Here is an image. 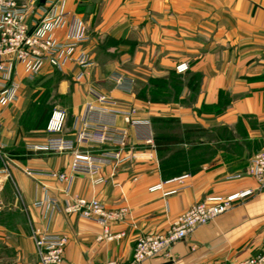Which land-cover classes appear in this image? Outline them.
Masks as SVG:
<instances>
[{
  "label": "crops",
  "instance_id": "obj_1",
  "mask_svg": "<svg viewBox=\"0 0 264 264\" xmlns=\"http://www.w3.org/2000/svg\"><path fill=\"white\" fill-rule=\"evenodd\" d=\"M62 9L83 22V49L93 64L79 81L72 65L57 70L45 63L32 80L23 65L14 66L16 98L0 101V148L11 164L10 178L0 173V264L36 260L30 224L66 238L67 264H127L138 237L166 231L182 212L208 196L246 189L253 195L174 244L169 260L159 257L143 264H239L259 254L264 190H258L246 169L251 156L264 148V0H65ZM37 12L31 10L29 25ZM66 30L67 25L53 34L61 39ZM183 63L188 70L177 73L176 66ZM55 74L62 80L61 94L70 97L57 136L75 137L85 105H97L89 94L93 90L111 97L121 110L134 107L137 119L150 122L153 145H136V159L104 166L102 184L93 183L94 176L75 175L65 193V183L50 174L68 173L71 154L29 149L53 135L46 125L26 128L18 122L26 109L25 86ZM115 77L130 84L126 91L116 86ZM172 79L179 81L177 92ZM69 80H74L71 85ZM151 81L166 83L162 99H151L149 92L139 95ZM114 120L117 127H126L122 117ZM165 134L177 141L164 156L184 151L197 162L169 179L160 172L163 145L154 139ZM128 135L136 143L130 128ZM1 167L0 157V172ZM27 170L33 174L28 176ZM182 176L187 177L177 179ZM156 184H162L161 190L149 192ZM71 195L97 199L107 210L125 208L124 219L107 226L110 234L122 236L99 241L100 224L35 206L54 198L62 208Z\"/></svg>",
  "mask_w": 264,
  "mask_h": 264
},
{
  "label": "built area",
  "instance_id": "obj_2",
  "mask_svg": "<svg viewBox=\"0 0 264 264\" xmlns=\"http://www.w3.org/2000/svg\"><path fill=\"white\" fill-rule=\"evenodd\" d=\"M65 0H28L18 3L17 0H0V101H13L17 95L18 84L13 81V71L16 64L24 67L27 79L36 78L45 63L57 70H63L68 65L78 69L76 81L81 80L85 71L92 66L91 58L83 49L87 35L83 22L74 14L65 12L62 5ZM38 10L34 25L27 22L31 10ZM67 25V30L61 39L53 34L54 30ZM177 73L188 70L183 63L175 68ZM119 89L127 90V83L122 78H113ZM90 96L97 105H85L80 120V127L73 139L61 136L67 114L62 109L52 111L45 130L53 135L43 144L29 146V149L50 154H71L68 173H51L50 176L65 183V193H69L71 181L75 175L94 176L93 183H104L99 173L104 166L114 163L123 164L136 159L139 151L136 145H153V132L148 120L135 117L134 107L121 110L111 97L90 90ZM122 117L125 128L115 125V118ZM128 128L134 132L136 143L129 141ZM2 159L1 174L10 178L11 164L0 148ZM28 176L33 173L25 171ZM246 174L254 179L258 190H264V148L255 152L246 169ZM182 176L177 179H183ZM238 177V176H234ZM162 184L149 188V192L159 191ZM253 195L246 189L226 196H208L203 201L190 206L182 212L175 222L164 232L149 233L137 238L131 260L127 264H143L155 258L170 259L171 247L190 236L196 228L205 226L218 216L227 213L235 202ZM36 207L60 209L66 215H76L93 221L103 227V234L97 240H112L122 236V233L112 235L107 226L111 222H119L127 214L125 208L107 210L97 199H87L71 195L68 203L58 208L57 200L46 198L35 203ZM2 203L0 202V211ZM30 236L33 241L36 260L30 264H67L64 260L66 238L50 235L40 231L30 224ZM29 264V263H20ZM103 264H119L108 260ZM214 264H225L216 262ZM239 264H264V235L262 249L259 254L248 258Z\"/></svg>",
  "mask_w": 264,
  "mask_h": 264
},
{
  "label": "rangeland",
  "instance_id": "obj_3",
  "mask_svg": "<svg viewBox=\"0 0 264 264\" xmlns=\"http://www.w3.org/2000/svg\"><path fill=\"white\" fill-rule=\"evenodd\" d=\"M73 81L69 80V85H71ZM61 83V78H59L58 74H55L46 79L36 80L33 86H25L24 106H26V109L24 113L19 116L18 122L24 126L28 121H31L30 124L32 126H40L45 122L47 123L53 110H65L69 105L70 97L67 94H61Z\"/></svg>",
  "mask_w": 264,
  "mask_h": 264
},
{
  "label": "trees",
  "instance_id": "obj_4",
  "mask_svg": "<svg viewBox=\"0 0 264 264\" xmlns=\"http://www.w3.org/2000/svg\"><path fill=\"white\" fill-rule=\"evenodd\" d=\"M196 82V80H195ZM194 82L192 81L191 84H193ZM163 87H167L165 82H161L158 81H151L150 82V88L146 87L143 88V90H141V93L139 95H141V97L145 96L148 92L150 94L151 99H162L163 98V94L161 93V88ZM171 88L174 91H178L179 89V81L172 79L171 80ZM159 90V93L158 91ZM36 118V117H35ZM34 118V119H35ZM49 119V118H48ZM40 120V119H37ZM31 121H28L27 124H24V126L26 128H31V127H35L32 126ZM46 123V122H45ZM43 125H37L36 127H44L46 124ZM35 127V128H36ZM155 142H157V144L160 145V141L161 144L163 145L161 147V149H159V157H160V161H159V165H160V172L161 175L163 176V178L165 179H169L172 178L173 176H176L177 174L187 171L189 169V167H193L194 165H196V161H190L189 158H187L186 153L184 151L180 152V153H175V154H169L167 156H164L163 154H168L170 152V149L172 148V144L175 143L174 141H177V139L173 140L169 135H161L158 137H155ZM196 150V149H195ZM195 152V151H194Z\"/></svg>",
  "mask_w": 264,
  "mask_h": 264
},
{
  "label": "water",
  "instance_id": "obj_5",
  "mask_svg": "<svg viewBox=\"0 0 264 264\" xmlns=\"http://www.w3.org/2000/svg\"><path fill=\"white\" fill-rule=\"evenodd\" d=\"M161 264H170V262H166V263H161Z\"/></svg>",
  "mask_w": 264,
  "mask_h": 264
}]
</instances>
